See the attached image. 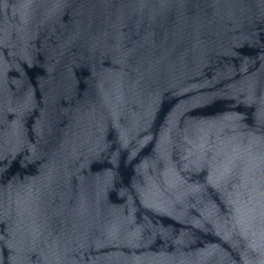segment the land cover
<instances>
[{
    "label": "water",
    "instance_id": "water-1",
    "mask_svg": "<svg viewBox=\"0 0 264 264\" xmlns=\"http://www.w3.org/2000/svg\"><path fill=\"white\" fill-rule=\"evenodd\" d=\"M0 264H264V0H0Z\"/></svg>",
    "mask_w": 264,
    "mask_h": 264
}]
</instances>
